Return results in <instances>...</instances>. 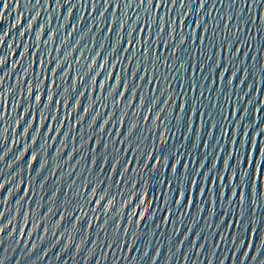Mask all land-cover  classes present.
Here are the masks:
<instances>
[{
    "label": "water",
    "instance_id": "95a60500",
    "mask_svg": "<svg viewBox=\"0 0 264 264\" xmlns=\"http://www.w3.org/2000/svg\"><path fill=\"white\" fill-rule=\"evenodd\" d=\"M0 245L264 264V0H0Z\"/></svg>",
    "mask_w": 264,
    "mask_h": 264
},
{
    "label": "snow or ice",
    "instance_id": "6c2138e0",
    "mask_svg": "<svg viewBox=\"0 0 264 264\" xmlns=\"http://www.w3.org/2000/svg\"><path fill=\"white\" fill-rule=\"evenodd\" d=\"M157 3H159V0H157ZM181 3H183V0H181ZM198 3L200 4V6H204V0H198ZM123 93L121 92H118V95H122ZM47 127V125H46ZM261 135V134H260ZM249 144H251V141H249ZM255 151L259 152V146L257 145L256 148H255ZM39 162V158H37V163ZM223 162V161H222ZM245 163H247V161H245ZM182 195V193H181ZM254 235H255V231H254ZM2 246V245H0ZM246 247L249 248V251L253 250V244L251 245H247ZM264 251V245H261L259 247H257V245L255 246V253H256V256H259V254ZM246 259L248 258V253H245L244 254ZM256 256H253V259H256Z\"/></svg>",
    "mask_w": 264,
    "mask_h": 264
}]
</instances>
